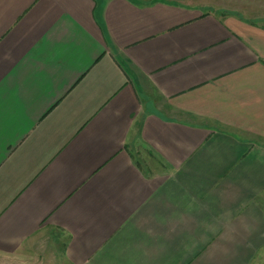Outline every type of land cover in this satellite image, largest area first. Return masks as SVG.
Returning a JSON list of instances; mask_svg holds the SVG:
<instances>
[{
	"label": "crops",
	"instance_id": "crops-1",
	"mask_svg": "<svg viewBox=\"0 0 264 264\" xmlns=\"http://www.w3.org/2000/svg\"><path fill=\"white\" fill-rule=\"evenodd\" d=\"M48 245L251 264L264 0H0V255Z\"/></svg>",
	"mask_w": 264,
	"mask_h": 264
},
{
	"label": "rangeland",
	"instance_id": "rangeland-1",
	"mask_svg": "<svg viewBox=\"0 0 264 264\" xmlns=\"http://www.w3.org/2000/svg\"><path fill=\"white\" fill-rule=\"evenodd\" d=\"M43 246H45V244ZM53 247L48 245L46 249H36L29 254H20L19 256L0 255V264H67L62 256L57 255L58 251ZM249 252H251V264H264V249L259 251L250 250ZM225 262V264H229L231 260L228 259L225 260ZM218 264L224 263L221 261Z\"/></svg>",
	"mask_w": 264,
	"mask_h": 264
}]
</instances>
